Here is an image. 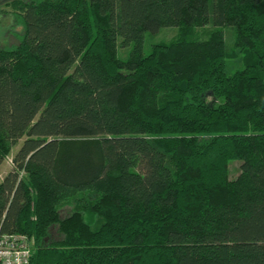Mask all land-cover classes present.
Listing matches in <instances>:
<instances>
[{
  "label": "trees",
  "instance_id": "16d2710c",
  "mask_svg": "<svg viewBox=\"0 0 264 264\" xmlns=\"http://www.w3.org/2000/svg\"><path fill=\"white\" fill-rule=\"evenodd\" d=\"M12 8L0 166L24 140L0 181V229L31 240L29 264H264V0ZM228 59L243 66L231 76Z\"/></svg>",
  "mask_w": 264,
  "mask_h": 264
},
{
  "label": "rangeland",
  "instance_id": "374dc122",
  "mask_svg": "<svg viewBox=\"0 0 264 264\" xmlns=\"http://www.w3.org/2000/svg\"><path fill=\"white\" fill-rule=\"evenodd\" d=\"M16 0H0V49H5L8 46L15 45L17 43V35L21 34V27L14 24V13L12 8V3ZM28 2L29 0H21ZM208 27L203 29L195 30V34L198 38L204 39L206 37V31ZM223 31L225 32L227 38V46L230 48L233 39V32L230 27H223ZM177 36L176 28H162L156 34H148L145 37L143 44V52L144 54H148L150 52V48L152 44L161 43V42H169L175 39ZM231 40V41H230ZM131 45L127 47H118V56L121 59H125L130 51ZM241 61L228 59L226 62V73L228 76H231L235 71L242 69ZM211 100V98H209ZM24 138L19 140V142L12 148L9 156L4 160L2 165L0 166V181L3 177L11 170L13 165V157L15 152L21 146ZM240 160H232L228 164V177L230 179H235L240 171Z\"/></svg>",
  "mask_w": 264,
  "mask_h": 264
},
{
  "label": "built area",
  "instance_id": "2783aa9c",
  "mask_svg": "<svg viewBox=\"0 0 264 264\" xmlns=\"http://www.w3.org/2000/svg\"><path fill=\"white\" fill-rule=\"evenodd\" d=\"M31 240L20 234H8L0 229V264H29Z\"/></svg>",
  "mask_w": 264,
  "mask_h": 264
},
{
  "label": "bare ground",
  "instance_id": "6f19581e",
  "mask_svg": "<svg viewBox=\"0 0 264 264\" xmlns=\"http://www.w3.org/2000/svg\"><path fill=\"white\" fill-rule=\"evenodd\" d=\"M31 252H32V246H31Z\"/></svg>",
  "mask_w": 264,
  "mask_h": 264
}]
</instances>
